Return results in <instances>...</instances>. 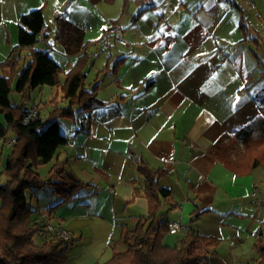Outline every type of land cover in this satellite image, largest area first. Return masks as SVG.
<instances>
[{
	"label": "crops",
	"instance_id": "crops-1",
	"mask_svg": "<svg viewBox=\"0 0 264 264\" xmlns=\"http://www.w3.org/2000/svg\"><path fill=\"white\" fill-rule=\"evenodd\" d=\"M4 1L0 0V62L17 55L20 70L30 58L29 47H18L20 16L39 7L45 12L49 0H10L7 13ZM240 9L251 26L248 34L239 27ZM67 16L83 28L88 44L96 43L115 19L130 43L113 44L100 52L103 56L95 52L89 59L88 73L97 57L101 59L94 78L100 103L93 105L88 124L81 122L70 139L64 134L68 143L51 159L84 163L68 172L90 183L61 202L70 206L68 214L73 215L89 190L97 192L92 173L99 172L113 195L123 192L120 199L111 200L114 211L122 205L129 217L145 216L147 200L143 194L132 198L133 188H142L147 175L164 168L159 183L170 194L162 199L158 218L188 225L197 207L205 210L192 224L199 233L220 240L210 248L205 264H256L255 243L264 231L261 125L256 123L247 145L233 136L225 139V159L210 149L223 133L233 134L257 119L264 107L261 57L250 40H259L256 44L264 55V0H75ZM43 28V39L33 47L49 49L54 58L51 25L45 21ZM65 55L73 58L68 61L71 66L76 56ZM9 72L7 67L0 69V75ZM79 112L83 116L88 111L79 106ZM10 148L0 144V169ZM32 192L26 191L27 198ZM30 205L40 219L65 217L58 214L60 208L52 214L49 208ZM185 232H168L164 242L174 245ZM176 234L180 236L175 239Z\"/></svg>",
	"mask_w": 264,
	"mask_h": 264
},
{
	"label": "trees",
	"instance_id": "trees-1",
	"mask_svg": "<svg viewBox=\"0 0 264 264\" xmlns=\"http://www.w3.org/2000/svg\"><path fill=\"white\" fill-rule=\"evenodd\" d=\"M240 15L239 26L243 34H246L251 28L242 9ZM55 21L56 40L66 53L76 56L63 82L58 79V73L63 67L49 54V49L33 47L39 41L37 36L45 24L41 8L23 13L18 22V47L30 48V58L26 64L18 70L20 57L17 55L0 62V68L10 69L9 74L0 75V116L5 121L4 124L0 120V138L15 139L2 168L3 174L9 176V179L0 182V264H64L75 239L57 237L47 228V220L34 216L36 209L31 207L26 191L52 186V191L61 196V203L73 197L78 189L90 185L64 172L63 168L58 170L59 179H53L62 164L60 162L53 165V173L48 179H42L35 170L38 164L49 162L58 147L68 143L67 137L60 131L58 115L72 114L74 105L80 106L84 112L100 103L95 96L98 84L90 90L85 88V67L89 55L84 51L88 41L84 39L83 28L68 18L67 10L59 12ZM111 22H118V19ZM45 85L59 86L61 101H67L68 104L64 107L57 105L46 120L38 112L35 117L24 122L23 114L28 110L26 100H31L32 91ZM13 91L21 95L20 103L11 102L10 94ZM53 101L58 103L56 99H50L49 103ZM263 115L262 106L261 115L257 119L235 130L233 134L223 133L212 145L210 152L225 159L229 149L225 139L233 136L247 145L256 129V123H260L261 135H264ZM1 144H5V141ZM164 171V168H157L146 176L142 188H133L132 198L140 194L145 196L147 214L139 216L132 227L124 230L125 248L115 250L112 257L102 264H203L209 258L210 248L219 245L217 237L199 233L193 226L195 219L205 211L198 207L186 225L185 234L177 243L169 245L164 242L169 220L158 218L162 199L170 194V189L159 183V177ZM255 248L258 252L256 264H264L263 230L259 233Z\"/></svg>",
	"mask_w": 264,
	"mask_h": 264
},
{
	"label": "rangeland",
	"instance_id": "rangeland-1",
	"mask_svg": "<svg viewBox=\"0 0 264 264\" xmlns=\"http://www.w3.org/2000/svg\"><path fill=\"white\" fill-rule=\"evenodd\" d=\"M20 1V0H17ZM10 0H5L4 11L10 12L8 6H10ZM14 2V1H12ZM22 2V0H21ZM75 2V0H49L47 6L44 8L43 13H45V21L47 25H51L52 30L50 31V40L52 42V48H50V53L54 58L62 65L63 70L58 73V79L63 82L66 76V71L72 66H68V61L70 63L73 61L72 57L65 55L63 46L59 41L56 40V21L54 15L59 12H63ZM41 8V7H39ZM43 8V7H42ZM41 8V9H42ZM56 14V15H57ZM240 27V26H239ZM249 28L251 26L249 25ZM241 29V28H240ZM250 31V30H249ZM242 32V30H241ZM249 33V32H248ZM246 33V34H248ZM126 37V36H125ZM127 38V37H126ZM128 40V38H127ZM252 47L259 51V56L261 59L258 60L261 68V76L264 78V55H262L261 44H256L257 38L255 36L251 37ZM129 41V40H128ZM259 41V40H258ZM256 44V45H255ZM40 47V45H39ZM86 53L89 55V59L93 57L94 53H102V49L95 42H90L85 48ZM84 50V51H85ZM23 51V50H22ZM103 56V54H100ZM98 60L95 63L94 68L91 71L87 72V65L85 67L86 78H85V87L91 88L94 87L96 77V68L101 65V59L97 57ZM91 68V67H90ZM1 69V68H0ZM264 87V81H262ZM92 87V88H93ZM62 92L59 86H49L45 85L41 88H37L31 93L30 99L34 102L30 103L31 100H26L25 105L37 104L38 112H42L43 119H47L50 115V112L58 105L60 107L66 106L68 103L64 100L61 101ZM49 97L51 99H56L58 103L55 104L53 101L49 103ZM10 100L12 103H20L21 95L17 92H12L10 94ZM60 119V131L63 134H66L70 139L74 134V129L79 127L82 122V116L79 112V106H73V113L70 115H58ZM95 118V117H93ZM0 120L5 124L3 117L0 116ZM11 135V132H9ZM8 150V149H7ZM6 150V151H7ZM9 151V150H8ZM56 161H49L47 163L38 164L35 169L39 172V175L42 179H48L53 173L52 167ZM81 163V162H80ZM82 164H84L82 162ZM82 164H76V162L71 161L69 163H62L54 173L53 179H59L58 170L62 169L64 172H69L71 170L77 171V167ZM71 174V173H70ZM97 174V177H96ZM92 176L96 179H93L94 184L97 185V192L90 193L89 195L83 197L82 203L79 206H75V211L73 215L68 214L70 206L68 204H62L58 201L61 196L56 192L52 191V186L45 187L39 190L32 192V195H28L29 203H32L34 206H39L41 208L51 207L52 214L58 209L59 213H64V219L60 220L58 217L47 218L42 217L47 220L46 222H51L52 224L62 225L63 227L69 229L73 233V238L75 239L74 245L67 252V259L64 264H102L108 259H110L115 250L121 251L125 248L123 242V233L127 227H132L136 219L129 217L127 214L122 213V205H116L115 211L112 206V199H120L123 195V192L120 190L119 195H113L107 185V181L102 174L99 172H93ZM9 176L3 174L2 169H0V182L8 180ZM91 179V178H90ZM87 187V186H86ZM88 188V187H87ZM88 190V189H85ZM116 191H119L115 189ZM85 203V204H84ZM124 204V203H123ZM55 205V206H54ZM53 206V207H52ZM67 208V209H66ZM130 211V208H128ZM100 212V213H98ZM128 213V212H127ZM138 215V214H137ZM60 221V222H59ZM180 234V233H178ZM176 234L175 239L180 235ZM205 264V263H203Z\"/></svg>",
	"mask_w": 264,
	"mask_h": 264
},
{
	"label": "built area",
	"instance_id": "built-area-1",
	"mask_svg": "<svg viewBox=\"0 0 264 264\" xmlns=\"http://www.w3.org/2000/svg\"><path fill=\"white\" fill-rule=\"evenodd\" d=\"M46 28H42L39 32L37 38L38 40H42L43 36L46 32ZM96 43L101 47L102 50H108L113 44H120L123 46H129L130 43L124 35V29L120 22H111L103 31V33L97 38ZM94 111V109H90L87 113L82 117L83 125L88 124L90 114ZM38 113L37 104L33 103L28 110L23 114V121L26 122L31 118L35 117ZM5 141L6 144H12L15 139L14 137L0 138V144ZM47 228L57 237L68 240L73 237V233L71 230L63 227L60 224H52L51 222H47ZM186 225L178 220L173 219L168 222V232L171 234L185 231Z\"/></svg>",
	"mask_w": 264,
	"mask_h": 264
}]
</instances>
